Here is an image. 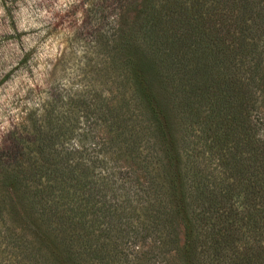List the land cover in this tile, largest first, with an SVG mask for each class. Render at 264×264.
<instances>
[{
    "label": "trees",
    "instance_id": "obj_1",
    "mask_svg": "<svg viewBox=\"0 0 264 264\" xmlns=\"http://www.w3.org/2000/svg\"><path fill=\"white\" fill-rule=\"evenodd\" d=\"M118 38V101L55 91L0 150V264H264V0H141Z\"/></svg>",
    "mask_w": 264,
    "mask_h": 264
},
{
    "label": "rangeland",
    "instance_id": "obj_2",
    "mask_svg": "<svg viewBox=\"0 0 264 264\" xmlns=\"http://www.w3.org/2000/svg\"><path fill=\"white\" fill-rule=\"evenodd\" d=\"M140 4L141 0H0V150L9 133L28 127V117L41 112L55 91H82L95 99L104 93L110 102L118 101L121 86L113 65L117 60L114 47ZM102 34L107 36L108 53L101 50ZM158 98L169 113L163 90ZM258 115L264 137L263 100ZM92 135L95 140L106 136L98 124ZM119 158L125 168L134 169L126 156ZM19 216L24 217L20 211ZM179 236L182 241V230ZM151 243L140 247L148 251ZM156 261L180 263L171 252L158 255Z\"/></svg>",
    "mask_w": 264,
    "mask_h": 264
}]
</instances>
